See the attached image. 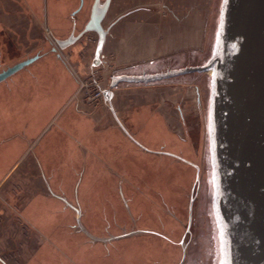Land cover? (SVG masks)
<instances>
[{"label": "crops", "instance_id": "0c3cea01", "mask_svg": "<svg viewBox=\"0 0 264 264\" xmlns=\"http://www.w3.org/2000/svg\"><path fill=\"white\" fill-rule=\"evenodd\" d=\"M87 3L88 13L83 16ZM93 3L0 0V60H10L5 50L44 49L41 34L47 30L53 35L66 34L65 38L77 35L90 18ZM208 3L112 0L103 21L110 27L102 50V62H108L110 76L106 88L115 76L155 74L194 65L190 50H198L206 42ZM29 38L35 39L32 46L25 43ZM84 38L87 41L82 43ZM97 41L98 34L90 31L68 45L67 51L63 48L57 53L53 44L34 54L23 50L18 60L39 57L10 80L0 82V194L15 177H24V181L15 180L34 189L21 206V213L24 209L31 222L45 221L37 216L43 208L52 212L65 207L88 208V191H94L93 185L88 190V177H107L108 182L100 184L102 191H116L117 182H109L106 164L113 161L116 176H124L118 170L124 171L127 164L134 167L140 159L135 146L160 154V163L173 156L197 171L182 159L191 158L179 153L187 144L190 91L185 83L189 73L147 83L121 81L113 88L112 104L104 99L100 107L86 109L64 54L79 68L93 65ZM194 90L199 104V85ZM121 181L118 191L124 199L126 185ZM80 193H84L82 199ZM30 210L34 215H28Z\"/></svg>", "mask_w": 264, "mask_h": 264}, {"label": "rangeland", "instance_id": "374dc122", "mask_svg": "<svg viewBox=\"0 0 264 264\" xmlns=\"http://www.w3.org/2000/svg\"><path fill=\"white\" fill-rule=\"evenodd\" d=\"M221 4L222 0H209L204 14L206 42L198 50H190V62L194 65L205 64L212 54ZM87 13L88 3L83 6L82 15ZM41 35L44 49H30L28 46L18 51L5 50L10 60H0V71L21 61L17 56L23 50L34 54L49 50L51 44L58 48L57 53L63 50L57 39H66V34L53 35L47 30ZM86 41L82 39V43ZM25 43L32 46L35 39L29 38ZM64 49L67 51V47ZM83 67L89 66L85 64ZM103 72L108 83V71ZM188 79L189 82L185 83L190 91L186 112L187 144L179 153L200 165L199 181L196 180V169L186 162L168 156L166 163H160V154H149L142 147L135 146L140 159L135 162L136 166L127 164L124 171L118 170L124 176H116L113 161L106 164L111 178L109 182L115 185L117 182L116 191H102L100 184L105 180L108 182L107 177H88V190L94 186L92 193L88 191V208L65 207L55 212L43 208L38 210L37 216L44 217L45 221L35 220L34 223L23 213L24 209L21 213L22 203L34 189L21 186L24 177H15L0 194V264H218L220 246L212 205L208 130L211 74L209 71L190 72ZM195 85L200 88L199 104L194 93ZM17 178L21 181L15 180ZM121 180H125L126 185L124 199L118 191ZM194 194L192 225L187 232ZM79 195L82 199L84 193ZM27 212L34 215L31 210ZM91 235L111 239H95Z\"/></svg>", "mask_w": 264, "mask_h": 264}, {"label": "water", "instance_id": "95a60500", "mask_svg": "<svg viewBox=\"0 0 264 264\" xmlns=\"http://www.w3.org/2000/svg\"><path fill=\"white\" fill-rule=\"evenodd\" d=\"M111 1L94 0L84 28L77 35L57 39L58 45L65 48L86 32L95 31L98 41L92 64L99 65L110 28L103 21ZM38 57L1 70L0 82ZM195 71L211 74L208 130L212 205L220 246L218 264L222 259L229 264H264V0H222L213 51L205 64L155 74L115 76L105 88L104 98L112 104L113 88L121 81L147 83ZM182 159L197 168L199 181L198 164ZM193 201L194 197L189 225ZM79 215L80 211L78 219Z\"/></svg>", "mask_w": 264, "mask_h": 264}, {"label": "built area", "instance_id": "2783aa9c", "mask_svg": "<svg viewBox=\"0 0 264 264\" xmlns=\"http://www.w3.org/2000/svg\"><path fill=\"white\" fill-rule=\"evenodd\" d=\"M64 57L76 78L78 84L77 95L81 97L84 107H98L105 99L104 90L107 87L105 79L107 78L103 75V70H107L106 64L108 62L104 61L99 65L79 68L77 65L73 66L74 63L70 64L67 55Z\"/></svg>", "mask_w": 264, "mask_h": 264}, {"label": "flooded vegetation", "instance_id": "af4514ba", "mask_svg": "<svg viewBox=\"0 0 264 264\" xmlns=\"http://www.w3.org/2000/svg\"><path fill=\"white\" fill-rule=\"evenodd\" d=\"M196 164H198V163H196ZM198 166H199V168L201 169V167H200L199 164H198ZM196 175H197V174H196ZM195 196H196V195L194 194V196H193L194 199H195ZM193 197H192V198H193ZM192 198H191V200H192ZM190 204H191V203H190ZM193 204H194V201H193ZM192 212H193V205H192ZM214 214H215V212H214ZM192 215H193V214H192ZM215 217H216V216H215ZM189 218H190V216H189ZM216 221H217V220H216ZM191 225H192V221H191V224H190V225H189V222H188V226H187V229H186L187 232L190 231V227H191ZM217 226H218V224H217ZM187 232H186V233H187Z\"/></svg>", "mask_w": 264, "mask_h": 264}, {"label": "snow or ice", "instance_id": "6c2138e0", "mask_svg": "<svg viewBox=\"0 0 264 264\" xmlns=\"http://www.w3.org/2000/svg\"><path fill=\"white\" fill-rule=\"evenodd\" d=\"M221 251L224 252V249L222 248ZM224 254H225V256H226V252H225ZM221 264H229V262H228L227 259H222V260H221Z\"/></svg>", "mask_w": 264, "mask_h": 264}]
</instances>
